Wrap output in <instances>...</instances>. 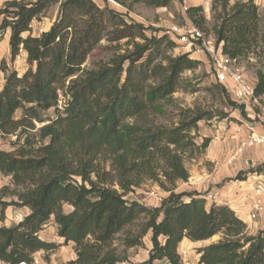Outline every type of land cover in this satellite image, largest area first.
<instances>
[{
    "label": "trees",
    "instance_id": "1",
    "mask_svg": "<svg viewBox=\"0 0 264 264\" xmlns=\"http://www.w3.org/2000/svg\"><path fill=\"white\" fill-rule=\"evenodd\" d=\"M115 1L128 9L140 4L160 9L176 0ZM256 1L229 7L225 0L216 18V45L232 59H264ZM54 5H59V19L34 37L32 23ZM187 13L204 31L203 8ZM0 18V32H11V60L24 51L29 66L21 77L3 69L8 73L0 91V134L17 136V148L0 149V174L14 186L0 191V205L3 210H31L18 225L0 227V262L33 264L37 253L73 243L76 258L68 264H123L128 251L143 247L151 234L149 259L142 264H186L180 254L184 241L216 236L217 242L198 250L197 264H264V228L252 234L228 206L208 208L196 193L175 192L178 182L190 178L185 158L203 155L211 143V138L196 142L199 123L220 115L189 110L170 126L153 118L166 113L183 75L196 71L200 61L190 54L174 56L172 38L149 35L143 24L129 22L94 0H12L0 8ZM104 40L116 44L117 52L86 67ZM256 75L255 96L263 99L264 66ZM60 97L67 100L63 111ZM226 99L244 114L243 105L229 95ZM19 110L23 116L17 120ZM37 124L42 126L38 142L30 135ZM146 181L167 193L156 208L128 198ZM6 197L17 201L7 202ZM51 221L64 239L62 245L40 237Z\"/></svg>",
    "mask_w": 264,
    "mask_h": 264
},
{
    "label": "rangeland",
    "instance_id": "2",
    "mask_svg": "<svg viewBox=\"0 0 264 264\" xmlns=\"http://www.w3.org/2000/svg\"><path fill=\"white\" fill-rule=\"evenodd\" d=\"M12 1V0H8ZM23 1V0H18ZM28 2L29 0H24ZM101 8L109 7L117 13L123 15L129 22L134 21L146 26L149 31L148 34L155 32L157 36L166 35L167 32H172L170 38L176 43V48L172 52L174 56H180L184 54H190L191 58L200 61L202 65L196 71H189L183 75V81L180 89L174 94V103L167 105L165 110L166 113L163 115L154 116V120L158 123L165 125H172L179 121L180 117L184 112L189 110H202L207 112H214L220 115V117H214L211 121H202L199 123L198 132L196 136V142L202 144L203 138H210L214 136L216 130L220 126H227V128L240 125L245 121H252L255 118V123H258L257 115L261 113L260 109L254 106L252 103L245 105L235 99L234 95L227 90V88L218 83L213 74V67L210 56L201 51H191L179 43V35L186 29L194 26L190 20L187 10L192 7H202L203 14L206 17L205 34L207 40L216 44V38L213 33V27L222 12V4L225 0H176L170 8L156 9L145 5H135L132 9H128L117 1L111 2L110 0H94ZM229 7L233 6L236 2L245 0H228ZM7 2V1H6ZM6 2L0 3L2 8ZM209 4V7H208ZM256 4L259 9L261 18V34L264 36V0H257ZM60 17L59 5H54L50 8L47 13L39 20H35L31 26V33L34 37L40 36L43 32H48L55 22ZM2 18H0L1 26ZM10 36L11 32H0V73L7 75L8 72H17L21 77L28 70L29 66L27 63L22 64V52L17 56L15 61L11 60L10 52ZM28 33L24 35L27 37ZM125 42V41H124ZM122 42V44L124 43ZM116 44H110L106 40L102 41L95 51H93L85 64L86 67H91L95 62H106L110 60L113 55L117 52L115 50ZM16 63V64H15ZM242 67L245 70L246 78L249 82L255 83L257 81L256 72L259 68L264 66V59L260 61V58L251 56L249 59H243L240 61ZM15 65L21 67L19 71L16 70ZM4 68L8 72H4ZM222 86V88H220ZM227 95H229L231 101L236 102L239 105L244 106V114L237 110H234L227 102ZM63 102L67 100L62 98ZM264 104V101H262ZM52 115V114H51ZM23 116V111L19 110L15 119L19 120ZM259 125V124H258ZM42 126L36 125V130H31L30 135L33 136L35 141H39L37 136V130ZM261 127V126H259ZM196 133L193 132V135ZM23 141V140H22ZM15 140L11 137H2L0 134V149L11 152L17 148L14 143ZM22 143V142H21ZM185 158L184 164L187 170H191L192 167L199 165L200 158ZM107 170L109 166L106 165ZM192 180V183L195 182ZM190 182V179L189 181ZM9 187L13 190L14 186L11 183V179L4 177L0 174V191ZM165 192L160 188L158 183L152 181L144 182L139 188H136L134 193L129 194L128 198L131 200L138 201L148 208H156L157 205L161 204V199L165 198ZM7 202L12 200L17 201L16 198L6 197L4 199ZM207 203V201H206ZM16 207V206H12ZM207 207L210 208L207 204ZM65 211H71L70 206H65ZM151 234H148L144 239V246L140 248L130 249L128 251V261L123 264H142L149 259V254L152 249ZM220 236H216L213 239L205 242L193 243L188 240L184 241L180 248V254L186 264H197L200 260L198 250L217 242ZM164 240L163 238L161 239ZM119 242H115V246ZM74 249L66 248L64 253L66 256H72ZM159 264V263H158Z\"/></svg>",
    "mask_w": 264,
    "mask_h": 264
},
{
    "label": "crops",
    "instance_id": "3",
    "mask_svg": "<svg viewBox=\"0 0 264 264\" xmlns=\"http://www.w3.org/2000/svg\"><path fill=\"white\" fill-rule=\"evenodd\" d=\"M22 60L23 67V64L27 63V53L24 51ZM15 67L17 71L21 68L17 65ZM3 87L4 83H0V91ZM256 134L263 136L264 128L258 127ZM246 137L247 134H237L234 127L220 126L214 136H210L211 143L200 158L199 165L188 170L190 182H178L175 192L196 193L199 198L207 201L209 207L214 204L228 206L247 224L252 234H257L264 228V211L258 215L256 221L250 220V214L253 205L259 199L264 206V195L257 197L254 191L255 183L264 182V146L248 148L232 164H228L231 156ZM195 179L196 181L192 183ZM166 196L167 193L164 197ZM30 214L31 210L26 207L10 206L3 210L0 205V216L4 227L18 225ZM40 237L47 242L60 245L64 243V239L58 236L57 226L53 221L45 226ZM66 248L74 249V244L61 246L49 254L39 252L35 255L33 264H68L76 258V253L74 251L72 256H66L64 253ZM46 255L49 258L47 261Z\"/></svg>",
    "mask_w": 264,
    "mask_h": 264
},
{
    "label": "built area",
    "instance_id": "4",
    "mask_svg": "<svg viewBox=\"0 0 264 264\" xmlns=\"http://www.w3.org/2000/svg\"><path fill=\"white\" fill-rule=\"evenodd\" d=\"M8 0H0V3ZM114 2V0H110ZM209 7V4H208ZM167 36L170 37L172 32H167ZM179 43L187 47L190 52L203 51L206 52L211 59L213 74L216 81L224 85L229 92H231L235 99L239 102L249 106L252 103L254 106L260 109L261 113L257 115L258 123H255V118L252 121L242 122L240 125H236L235 131L237 134H247V137L241 142L238 150L231 156L228 164H232L244 151L248 148L255 146H264V135H257L256 129L261 126L264 128V104L262 99L255 96V83L248 81L245 75V70L242 67L239 59H232L228 55L223 53L222 45L216 44L207 40L206 34L203 30L196 26H192L189 29L184 30L179 35ZM6 82V74L0 73V83ZM63 97H60L59 109L63 111L66 102H63ZM259 124V125H258ZM14 140H17V136H12ZM198 181V180H197ZM254 191L257 197L264 195V182L255 183ZM211 198V197H210ZM163 198L161 199L162 202ZM264 211L262 201L259 199L254 205L252 213L250 214V220L256 221L258 215ZM3 219L0 216V227L3 226ZM0 264H3L0 262ZM20 264H27L22 262Z\"/></svg>",
    "mask_w": 264,
    "mask_h": 264
}]
</instances>
